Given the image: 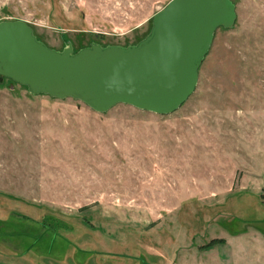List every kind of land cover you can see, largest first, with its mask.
Instances as JSON below:
<instances>
[{
	"label": "rangeland",
	"instance_id": "obj_1",
	"mask_svg": "<svg viewBox=\"0 0 264 264\" xmlns=\"http://www.w3.org/2000/svg\"><path fill=\"white\" fill-rule=\"evenodd\" d=\"M169 1L0 0V21L127 46ZM231 1L171 113L0 80V264H264V0Z\"/></svg>",
	"mask_w": 264,
	"mask_h": 264
},
{
	"label": "water",
	"instance_id": "obj_2",
	"mask_svg": "<svg viewBox=\"0 0 264 264\" xmlns=\"http://www.w3.org/2000/svg\"><path fill=\"white\" fill-rule=\"evenodd\" d=\"M235 18L231 0H170L138 43H93L76 52L71 44L48 47L25 21H0V80L10 78L35 94L72 97L97 112L126 103L168 114L194 91L215 30Z\"/></svg>",
	"mask_w": 264,
	"mask_h": 264
}]
</instances>
